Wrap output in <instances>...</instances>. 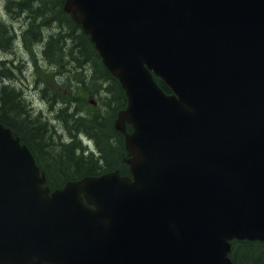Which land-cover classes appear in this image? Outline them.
<instances>
[{"label": "water", "instance_id": "obj_1", "mask_svg": "<svg viewBox=\"0 0 264 264\" xmlns=\"http://www.w3.org/2000/svg\"><path fill=\"white\" fill-rule=\"evenodd\" d=\"M63 9L125 92L130 174L50 191L0 123V264H234L232 239L264 241V0Z\"/></svg>", "mask_w": 264, "mask_h": 264}, {"label": "trees", "instance_id": "obj_2", "mask_svg": "<svg viewBox=\"0 0 264 264\" xmlns=\"http://www.w3.org/2000/svg\"><path fill=\"white\" fill-rule=\"evenodd\" d=\"M1 4L7 15L13 13L12 10L24 14L28 12V26L42 25L43 35L30 29L22 32L23 43L35 40L37 48L42 49L44 59L59 70V78L71 83L72 92L85 86L88 91L97 94L99 103L98 107L88 105L87 109H83L79 106L76 93L67 100L61 95L46 97L50 105L55 100L51 108L56 118L51 120L63 124L61 133L67 131L69 135L63 140L60 133L56 134V126L52 129L45 117L28 107L20 90L3 84L0 86V122L9 126L29 145L53 186L117 167L124 169L121 161L124 155L122 136L112 126L116 111L125 104L124 93L117 79L101 65L97 52L80 26L63 11V0H0ZM19 16L7 20L0 15V47L12 45L17 30L14 28L12 32L9 26ZM55 23L57 25H53ZM53 27L56 30H52ZM1 64L8 65L9 62L0 61ZM2 70L10 69L0 66V77H10ZM158 81L165 91H169L165 84ZM81 132L93 140L95 149H87L76 139ZM230 256L234 264H264V241L234 240Z\"/></svg>", "mask_w": 264, "mask_h": 264}, {"label": "rangeland", "instance_id": "obj_3", "mask_svg": "<svg viewBox=\"0 0 264 264\" xmlns=\"http://www.w3.org/2000/svg\"><path fill=\"white\" fill-rule=\"evenodd\" d=\"M12 11L13 13L11 12L9 15H7L4 6L2 4L0 5V15L1 17L6 18L7 20L12 18V16L13 19H15L14 16L17 17L20 14V16L18 17L19 19L13 21L12 25L10 24L9 26L7 24L10 27V30H12V32L14 28L17 30V32L18 30H20V32L18 33V35H14L15 38L13 40L12 45L10 44V47H0V59L5 63L9 62L8 65L1 64L0 66L1 68L8 67L10 69L2 70L5 74L9 75L10 77L7 78L5 75H1L0 86L4 84L6 86H13L20 91L22 89L25 90V101H28V104L33 107V112L42 113L41 116L45 117V119L50 122L48 124L52 127V129L53 126H56V134L60 133L63 137V140H66L69 135L67 131L61 133V127L63 126V124H59L54 119L51 120V118H56V116L55 112L50 107L46 99L49 90L54 93H57V95L59 96L61 92L69 91L70 98L72 94L76 93V95H78V102L80 104L79 106H81L83 109H87L89 107L87 105V103L90 104L88 101H93L94 98H97V94L94 95L92 92L90 93L91 90L88 91L85 86H81L79 89H76L75 93L72 92L73 88L68 86L67 83H64V81L59 78V75H56L59 70L52 68L49 69V63L44 59L41 47L37 49V42H30L29 44H24L22 41L21 33L27 31L28 29H30V31H32L33 33L40 31V33L43 35L45 32H43L42 25H33L30 27V25L28 26V12L24 14L16 10ZM53 25H57V23ZM55 28L56 27H53L52 30H56ZM63 31L65 32V29ZM36 57L39 58L38 61L35 60ZM33 61L35 62L34 64ZM10 63L12 67L9 66ZM77 92L79 94H77ZM64 100H67L66 97H64ZM93 104H90L91 107ZM76 139L78 140V138ZM89 145L92 148L94 147L91 141H89Z\"/></svg>", "mask_w": 264, "mask_h": 264}, {"label": "flooded vegetation", "instance_id": "obj_4", "mask_svg": "<svg viewBox=\"0 0 264 264\" xmlns=\"http://www.w3.org/2000/svg\"><path fill=\"white\" fill-rule=\"evenodd\" d=\"M49 97H51V98L54 97L55 98L57 96H56V94L52 93Z\"/></svg>", "mask_w": 264, "mask_h": 264}, {"label": "bare ground", "instance_id": "obj_5", "mask_svg": "<svg viewBox=\"0 0 264 264\" xmlns=\"http://www.w3.org/2000/svg\"><path fill=\"white\" fill-rule=\"evenodd\" d=\"M8 33V32H7Z\"/></svg>", "mask_w": 264, "mask_h": 264}]
</instances>
